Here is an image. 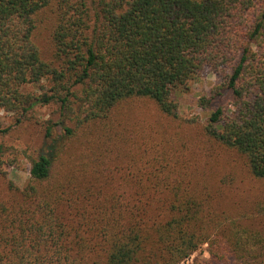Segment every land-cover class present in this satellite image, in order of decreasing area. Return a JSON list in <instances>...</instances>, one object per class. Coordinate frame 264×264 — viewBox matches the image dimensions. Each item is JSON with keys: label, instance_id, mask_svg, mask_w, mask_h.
<instances>
[{"label": "trees", "instance_id": "obj_1", "mask_svg": "<svg viewBox=\"0 0 264 264\" xmlns=\"http://www.w3.org/2000/svg\"><path fill=\"white\" fill-rule=\"evenodd\" d=\"M49 105L28 177L0 151V264H264V0H0V108Z\"/></svg>", "mask_w": 264, "mask_h": 264}, {"label": "rangeland", "instance_id": "obj_2", "mask_svg": "<svg viewBox=\"0 0 264 264\" xmlns=\"http://www.w3.org/2000/svg\"><path fill=\"white\" fill-rule=\"evenodd\" d=\"M219 83L220 78L213 73H205L200 80L191 83L190 88L184 91L178 99L180 114L187 118L200 116L205 121L212 108L204 109L201 107L200 99L202 96L209 95L213 86ZM25 91L38 93L37 88L32 86L26 87ZM220 102L230 103V96L226 97V101ZM58 120L59 114L55 105L35 107L28 113L27 118L22 123L18 122L17 115L7 113L0 108V130L8 129L6 133H0V151L2 148L5 152V168L11 172L12 167H18L20 176L22 178L28 177L31 168L29 158L37 155V151L44 148L48 142L46 138L47 127L51 123L58 122ZM56 131L60 133L62 130L58 127ZM13 178L18 180V177L13 176ZM234 179L233 183L239 184L236 176ZM1 183H4V181L1 182L0 180V187ZM208 259L207 246H204L199 252L184 260L181 264H196L197 260L203 262Z\"/></svg>", "mask_w": 264, "mask_h": 264}]
</instances>
